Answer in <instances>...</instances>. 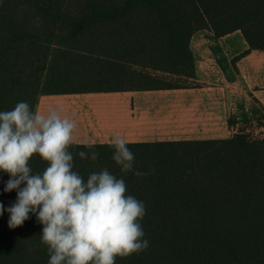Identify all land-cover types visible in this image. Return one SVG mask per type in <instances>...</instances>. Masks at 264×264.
Wrapping results in <instances>:
<instances>
[{
  "label": "trees",
  "instance_id": "1",
  "mask_svg": "<svg viewBox=\"0 0 264 264\" xmlns=\"http://www.w3.org/2000/svg\"><path fill=\"white\" fill-rule=\"evenodd\" d=\"M241 31L264 50V0H0V111L42 95L188 88L195 78L190 40ZM127 173L112 144L72 143L85 180L107 168L145 205L149 247L116 264H264V140L127 143ZM95 151L93 161L78 153ZM34 173L47 167L38 155ZM135 171L145 173L136 176ZM5 209L16 191L4 192ZM0 216V264H48L34 215L17 228Z\"/></svg>",
  "mask_w": 264,
  "mask_h": 264
},
{
  "label": "clouds",
  "instance_id": "2",
  "mask_svg": "<svg viewBox=\"0 0 264 264\" xmlns=\"http://www.w3.org/2000/svg\"><path fill=\"white\" fill-rule=\"evenodd\" d=\"M75 127L58 109L40 112L27 102L0 111V172L9 176L3 191H16L7 209L0 202V216L7 211L8 227L14 229L34 215L42 225L48 264H116L117 257L149 247L141 225L145 205L107 168L86 180L73 170L69 148ZM112 147L115 164L124 173L132 171L135 157L126 140L114 137ZM34 155L47 164L42 173L30 166ZM78 156L95 161L99 153L81 151Z\"/></svg>",
  "mask_w": 264,
  "mask_h": 264
},
{
  "label": "crops",
  "instance_id": "3",
  "mask_svg": "<svg viewBox=\"0 0 264 264\" xmlns=\"http://www.w3.org/2000/svg\"><path fill=\"white\" fill-rule=\"evenodd\" d=\"M189 46L192 87L42 95L36 111L58 109L76 125L73 143L81 145L112 144L114 137L127 143L237 134L264 140V50L251 49L241 31L221 38L200 31Z\"/></svg>",
  "mask_w": 264,
  "mask_h": 264
},
{
  "label": "rangeland",
  "instance_id": "4",
  "mask_svg": "<svg viewBox=\"0 0 264 264\" xmlns=\"http://www.w3.org/2000/svg\"><path fill=\"white\" fill-rule=\"evenodd\" d=\"M245 123H247V122H245ZM253 133H255V130L252 131V134H253ZM259 138H260V137H259Z\"/></svg>",
  "mask_w": 264,
  "mask_h": 264
}]
</instances>
